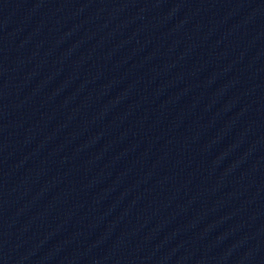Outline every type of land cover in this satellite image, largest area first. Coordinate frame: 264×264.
<instances>
[{
  "label": "water",
  "instance_id": "water-1",
  "mask_svg": "<svg viewBox=\"0 0 264 264\" xmlns=\"http://www.w3.org/2000/svg\"><path fill=\"white\" fill-rule=\"evenodd\" d=\"M0 264H264L237 0H0Z\"/></svg>",
  "mask_w": 264,
  "mask_h": 264
}]
</instances>
